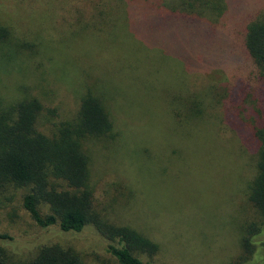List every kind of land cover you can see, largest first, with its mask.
I'll return each instance as SVG.
<instances>
[{"label":"trees","instance_id":"obj_1","mask_svg":"<svg viewBox=\"0 0 264 264\" xmlns=\"http://www.w3.org/2000/svg\"><path fill=\"white\" fill-rule=\"evenodd\" d=\"M46 2L25 0L0 21V190L26 189L21 207L41 230L75 234L90 226L111 242L106 253L116 264H151L158 245L133 228L110 222L98 210L97 166L108 167V158L98 160L96 149L110 153L121 135L135 131L143 145L129 160L149 158L145 151L155 134L146 133L147 116L140 115L150 109L140 95L151 86L145 78L152 74L142 64L146 50L155 48L160 62H177L180 81L187 82L177 92L165 93L169 109L161 122L172 130L185 128L192 118L207 124L208 105L197 101L195 85L211 73L241 72L248 61L261 83L248 85L241 94L232 87L230 95L215 86L209 103L219 105L226 92L232 107L225 126L210 129L209 124L205 130H212L207 142L214 148L228 152L235 144L240 147L239 141L245 144L243 153L252 168L234 213L244 224L228 264H264V0H52L49 9ZM49 15L55 28H73L72 38L91 41L96 36L94 46L100 45V52L90 60L100 62L74 65L66 50L69 66L61 65L58 75L49 65L51 55L71 38L60 37L54 47L41 38L43 21L30 25ZM171 30L185 40L171 39ZM187 33L199 41H190ZM160 37L153 47L139 46ZM166 39L174 47L168 49ZM234 41L240 52H235ZM214 43L218 46L212 47ZM228 122L236 129L226 127ZM10 240L0 234V264H82L75 251L60 244L41 245L28 260L14 259L3 247Z\"/></svg>","mask_w":264,"mask_h":264},{"label":"rangeland","instance_id":"obj_2","mask_svg":"<svg viewBox=\"0 0 264 264\" xmlns=\"http://www.w3.org/2000/svg\"><path fill=\"white\" fill-rule=\"evenodd\" d=\"M24 1L0 0V21L5 20L11 8ZM46 1L45 6L49 9L48 2L52 0ZM69 15L70 13L66 14L68 19ZM52 16L49 15L46 19L39 17L30 21V25L43 21L41 38L44 42H52V46L56 47L59 38L67 37L74 29L55 28L51 23ZM14 31L17 29L14 28ZM175 33V30H171L168 35L176 41L184 38ZM187 34L190 41H199V36ZM69 38L71 41H65V44L60 42L64 48L61 47L55 56L51 55L49 65L58 75L61 65L66 66L65 69L69 66L64 57L66 50L75 59L74 65L100 62L95 57L94 62L90 60L94 52H100V45L94 46L96 36L93 35L91 41L86 38L82 40L80 36L72 38L69 35ZM161 39L148 40L150 43L139 42V46L153 47L152 44ZM163 44L168 49L174 47L170 46L171 41L167 39ZM233 44L235 52H240L239 44L235 41ZM89 45L92 46L91 50L85 53ZM217 46L214 43L212 47ZM154 50L156 49L146 50L147 62H142L145 70L152 74L145 78L151 82V86L140 91L150 108L140 113L147 116L146 133L155 134L154 139L150 138L153 145L145 151L149 158L142 161L138 157L142 153H138L136 161L129 160L131 152L139 150L143 145L135 137V131L129 130L130 132L121 135L110 145V153L98 146V160L106 156L108 167L97 166L100 182L95 202L98 210L110 222L133 228L158 245L157 253L149 260L151 264H228L236 253L235 237L238 238V231L244 224V220H237L238 216L234 213L244 198L243 181L251 176L252 168L243 153L245 144L239 141L241 146L235 144L228 152L214 148L211 142H207L213 132L205 128L209 124L210 129L217 125L225 126L226 114L232 107L226 92L219 105L209 103L216 90L215 86L225 88L229 95L234 87L235 92L241 94L248 89V85L259 84L257 70L246 61L245 69L241 72H229L225 75L211 73L201 79L192 93L197 92L198 100L196 98L194 101L202 103L203 107L208 105L205 107L207 124H202L204 120L198 122L197 118H192L185 128L177 125L178 130H172L161 122L169 109L164 99L165 93L177 92L187 82L180 81L177 62L169 59L167 62H160ZM106 63L109 65L113 62ZM168 72L170 75L167 76ZM237 79L241 83L235 85ZM173 121L177 123L174 117ZM226 127L236 129L229 122ZM229 128L226 129L230 130ZM231 134H234V130H231ZM92 154L94 157V147ZM157 160L163 161L156 164ZM127 186L130 190L122 189ZM26 191L19 187L0 190V234L11 238L3 247L14 259L28 260L34 256L39 246L60 244L75 251L82 264H116L106 253V246L111 242L90 226L75 234H63L55 228L41 230L35 226L21 207V198ZM127 195H131V198H126Z\"/></svg>","mask_w":264,"mask_h":264}]
</instances>
